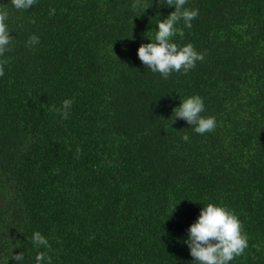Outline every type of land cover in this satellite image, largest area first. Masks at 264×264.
Returning <instances> with one entry per match:
<instances>
[{"label": "trees", "instance_id": "trees-1", "mask_svg": "<svg viewBox=\"0 0 264 264\" xmlns=\"http://www.w3.org/2000/svg\"><path fill=\"white\" fill-rule=\"evenodd\" d=\"M185 7L199 14L172 39L204 59L163 79L137 48L173 11L166 0H0L13 38L0 56V264L38 252L51 264H195L183 238L207 202L248 236L229 264H264V0ZM191 95L212 132L171 121ZM68 98L63 119L53 107ZM37 231L47 247L32 244Z\"/></svg>", "mask_w": 264, "mask_h": 264}, {"label": "clouds", "instance_id": "clouds-1", "mask_svg": "<svg viewBox=\"0 0 264 264\" xmlns=\"http://www.w3.org/2000/svg\"><path fill=\"white\" fill-rule=\"evenodd\" d=\"M166 2L173 11L157 22L154 36L151 39L147 37L148 42L141 43L137 48L139 60L152 72H158L163 79H167L172 72L187 73L196 66L197 61L204 59L203 53L196 51L191 43L178 45L172 39L180 32L176 27L178 22L182 20L185 27H191V21L199 14L198 9L185 7L186 0ZM35 3L36 0H12V7L16 10H28ZM49 14H55V9H50ZM8 19V10L0 9V56L8 52L12 44ZM38 43L39 38L32 35L26 41V46L32 47ZM3 74L4 67L0 65V76ZM72 103V99H64L59 108L53 107V111L67 119ZM203 111L202 98L191 95L180 100L173 108L171 121L183 119L193 126L197 134L212 132L216 127V120L213 116L201 115ZM183 139L187 140L188 136L185 135ZM31 240L37 248L48 245L47 239L38 231L33 233ZM183 243L195 264H229L248 247V236L233 211L222 204L207 202L200 208L196 219L188 225ZM13 258L19 264L24 255L16 253ZM34 264H51V258L45 252H38Z\"/></svg>", "mask_w": 264, "mask_h": 264}]
</instances>
